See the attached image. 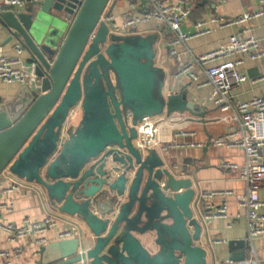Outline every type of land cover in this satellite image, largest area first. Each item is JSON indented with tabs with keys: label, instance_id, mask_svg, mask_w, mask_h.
Wrapping results in <instances>:
<instances>
[{
	"label": "water",
	"instance_id": "95a60500",
	"mask_svg": "<svg viewBox=\"0 0 264 264\" xmlns=\"http://www.w3.org/2000/svg\"><path fill=\"white\" fill-rule=\"evenodd\" d=\"M121 1L145 3L43 0L0 12L7 42L23 46L37 83L0 102V172L35 184L59 215L79 222L78 237L40 246L35 264H208L190 178L133 143L143 118L197 106L184 86L164 92L158 33L110 31ZM116 165L122 171L111 178ZM248 249L244 239L229 241V259Z\"/></svg>",
	"mask_w": 264,
	"mask_h": 264
},
{
	"label": "built area",
	"instance_id": "2783aa9c",
	"mask_svg": "<svg viewBox=\"0 0 264 264\" xmlns=\"http://www.w3.org/2000/svg\"><path fill=\"white\" fill-rule=\"evenodd\" d=\"M42 1L0 0V12L21 11L28 4L35 7ZM223 1L217 0L213 4V12L207 18L199 19L187 27L184 25L190 14V0H145L144 4L139 1L129 2L121 15L120 25L115 23L112 15L107 18V22L110 31L118 34L129 33L131 30L140 33L136 26L151 21L155 22L157 27L153 31L158 34L163 31L161 27L167 28V55L174 61L173 71L170 73L172 78L176 81L184 78L198 87L211 88L208 101L220 114L216 120L228 125L226 133L198 142L180 140L179 137L193 135V132H187L184 126L176 127L177 124L184 123L186 118L183 114L172 113L168 116L143 118L136 125L137 137L133 143L143 155L149 149H154L161 155L167 150L186 146L243 148L245 162L240 169V177L246 183L244 192L235 194L232 190L200 191L198 199L193 200V207L197 210L195 212L203 227L211 220L228 216L226 203L222 201L215 206L211 199L218 194L235 195L237 204L246 209L247 238L252 239L264 235V215L260 213V209L264 208V199L258 194V189L264 188V95L239 101L234 98V92L247 80L246 73L239 71L238 66L243 64L245 59L264 60V50L260 47V39L252 34L240 33L230 35L224 46L197 56L186 47L188 40L210 34L215 28L235 27L253 19H261L264 23V0H259L257 7L245 10L233 18H226L217 12ZM141 6L143 10L139 9ZM243 31L250 33L247 28ZM23 52L25 50L18 42L13 44L11 55L3 53L0 47V80L6 84L17 83L33 89L37 86L36 75L33 67L23 59ZM155 62L166 71L163 57L156 58ZM78 115V107H74L67 117L73 120ZM223 167L236 169L237 165L226 162ZM167 168L179 176L177 166ZM121 171L120 165H116L110 169L109 177H116ZM31 186L32 183L17 178L7 168L3 169L0 172V212H11L14 206L11 195ZM178 192H181V189ZM58 222L59 219L52 214H47L37 221L24 218L20 225L0 222V230L6 233V242L10 245L0 248V264H16L29 247L37 252L40 246L49 243L45 233L57 228ZM72 226L57 231L56 240L78 237L79 227L76 224Z\"/></svg>",
	"mask_w": 264,
	"mask_h": 264
},
{
	"label": "crops",
	"instance_id": "0c3cea01",
	"mask_svg": "<svg viewBox=\"0 0 264 264\" xmlns=\"http://www.w3.org/2000/svg\"><path fill=\"white\" fill-rule=\"evenodd\" d=\"M217 0H207L202 4V0H190V14L185 22V27L191 23L207 18L213 12V4ZM127 1L117 3L112 11L113 20L120 25L121 15L128 7ZM259 5V0H224L218 8L217 12L226 18L237 17L245 10L253 9ZM26 7V6H25ZM143 10V7H139ZM140 34L146 35L153 33L156 26L155 22H147L136 26ZM247 28L250 33L244 32ZM135 29V28H133ZM163 30L158 34L156 43V58H162L166 65V79L164 92L166 94L176 93L183 86L187 92V98L195 103L197 108L193 111H184L185 122L177 124L176 127L184 126L187 132H193L190 136H181L178 139L183 141H204L220 136L228 131V125L224 122L217 121L216 117L220 114L208 101L211 88L208 86L198 87L195 83L182 78L176 81L170 74L173 71L174 61L167 55L168 29L161 27ZM157 33V32H155ZM252 34L260 39V47L264 50V23L261 19H253L249 22L235 27L215 28L210 34L202 37L188 40L186 47L194 55H200L211 51L217 47L224 46L230 35ZM8 34L0 26V47L6 55L12 54V47L15 41H8ZM23 59L28 62V54L23 52ZM168 70V73H167ZM238 70L246 73L247 80L235 90L234 98L239 101H246L254 96L264 95V60L249 61L244 60L243 64L238 66ZM19 84H6L0 80V102L9 100L15 93ZM178 114V112H175ZM167 116L165 114H162ZM264 159V149H263ZM165 165L177 166L178 177H188L191 180V186L195 191L194 199H198L200 191H225L232 190L235 194L242 193L245 190L246 183L240 177V169L245 162V153L241 147H216L207 145L204 147L186 146L173 150H167L160 155ZM230 162L237 165L236 169H228L223 167V163ZM32 187V188H31ZM29 189L20 190L11 195L14 201L13 210L11 212H0V222L15 223L20 225L24 218L33 221L41 220L47 214H52L59 219L57 228L50 229L45 233L49 238V242L55 241L56 233L59 230L73 227L79 222L75 217L59 215L47 201L43 200L39 195L36 185L32 184ZM260 198L264 199V188L258 189ZM211 201L214 205L221 204L224 201L227 205V218L214 219L202 227L201 238L198 245L207 251L208 264H264V235L256 236L252 239L247 238V216L246 209L237 204L235 195L218 194ZM195 204L193 201L192 204ZM197 211V210H195ZM260 213L264 215V208L260 209ZM216 239L225 240L224 242H215ZM248 241L250 249L244 250V259L241 261H231L229 257L231 252L228 250V243L231 240ZM10 246L6 242V233L0 230V248ZM146 246V245H145ZM148 249L150 247H147ZM151 250V249H149ZM241 249L235 252H241ZM38 258L37 252L29 247L25 250L23 256L19 258L16 264H35ZM227 261V262H226Z\"/></svg>",
	"mask_w": 264,
	"mask_h": 264
}]
</instances>
